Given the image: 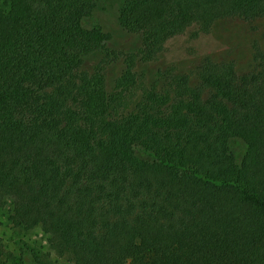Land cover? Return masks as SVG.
I'll return each instance as SVG.
<instances>
[{"label": "trees", "instance_id": "obj_1", "mask_svg": "<svg viewBox=\"0 0 264 264\" xmlns=\"http://www.w3.org/2000/svg\"><path fill=\"white\" fill-rule=\"evenodd\" d=\"M115 1L134 53L109 49L104 0H0V210L65 264H264V49L244 73L204 58L194 84L138 68L264 0ZM0 264L51 263L19 244Z\"/></svg>", "mask_w": 264, "mask_h": 264}, {"label": "rangeland", "instance_id": "obj_2", "mask_svg": "<svg viewBox=\"0 0 264 264\" xmlns=\"http://www.w3.org/2000/svg\"><path fill=\"white\" fill-rule=\"evenodd\" d=\"M105 9L99 17L114 35L113 41L108 45L115 53H134L137 51L140 39L120 30L113 12L115 0H104L101 4ZM191 31V30H190ZM190 31L169 40L158 58L149 62L139 63V70L147 75L148 81L153 79L159 68L174 66L180 73L191 75L194 84L193 72L204 58L214 62L231 61L237 73L248 71L252 64V56L256 49H264V20H243L237 17L216 20L207 34L199 38H191ZM102 58V54L92 56L87 61L88 69L93 68ZM124 68L122 60L108 63L105 69L107 88L114 85L116 79ZM11 202L7 201L0 210V245L9 249L25 244L38 254L43 260L51 264H65L64 259L56 257L49 249L48 235L41 229L29 231H16L12 229L8 217L11 213Z\"/></svg>", "mask_w": 264, "mask_h": 264}]
</instances>
